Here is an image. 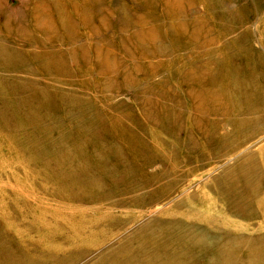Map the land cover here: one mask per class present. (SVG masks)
<instances>
[{
	"label": "rangeland",
	"instance_id": "1",
	"mask_svg": "<svg viewBox=\"0 0 264 264\" xmlns=\"http://www.w3.org/2000/svg\"><path fill=\"white\" fill-rule=\"evenodd\" d=\"M0 1L9 18L18 21V30L13 24L8 29H13L16 40L21 39L16 45L26 62L20 67L21 73L14 70L13 80L8 79L3 87L10 89L17 83L19 95L27 97L17 118L24 121L23 130L0 129V193L4 195L0 203H4V209L7 203L19 211L22 206L14 199L20 196L18 199L27 200L25 205L32 211L24 222L17 223L5 219L0 212V245L16 250L31 246L38 257L43 253L55 254L49 264H68L69 259L70 264H99L102 258L115 259L117 250L140 231L144 236H152L167 224H159L161 218L177 215L184 220L192 217L197 227H217L220 238L226 239L211 245L205 243L188 264H193L194 259L199 264H214L224 244H233L231 259L241 252L237 258L240 262H258L259 253L264 250V213L255 208H249V215L232 212L225 202L224 188L232 180H240V170L264 157V120H256L259 113H229L234 104L225 97V63L235 51L239 60L233 66L238 69H250L258 54L264 58V0H260L261 4L259 0ZM4 13H0L1 29L6 28L4 22L8 19L5 20ZM226 27L231 29L228 33ZM220 33L224 35L223 43L217 40ZM29 38L39 39L43 47L26 48L23 45ZM217 52V60L223 64L220 71L214 65L196 67L194 62L198 58L206 63ZM256 66V73L261 72ZM0 73L8 74L1 69ZM211 75L218 80L216 93L209 88L210 91L206 90L210 93L205 91ZM256 83L262 84L263 80L257 79ZM162 102L172 108L171 113L159 111ZM253 103L251 99L250 104ZM157 114H163L173 124L162 127ZM47 115L51 121L46 119ZM84 116L88 121L81 123ZM29 117H34L42 128H35ZM94 121L93 126H88ZM240 121L254 123L241 127ZM44 128L49 131L47 135L43 134ZM206 130L209 134L203 132ZM93 131L97 139L92 142ZM33 132H38L33 142L21 144L25 135L32 137ZM60 139L64 153H74L75 163L87 164L79 183H111L102 187L104 196L111 192L120 199H136L135 192L142 187L140 174L145 176L148 172L159 179L147 191H157L151 206L123 210L110 204V209L117 211L114 213L118 220L128 215L136 220L123 224L113 237L84 255L83 248L91 245L79 241L70 246L71 242L76 236L88 234L81 230L80 223L99 214L93 212L82 218L67 215L69 211L77 213L84 204H78L72 191H68L62 175L67 167L57 166L51 158L60 147L48 150L43 142ZM13 140L20 143L14 144ZM133 142L137 143L135 147L144 149L141 153L138 150L139 162L130 159ZM112 145L123 150L128 158L126 163L112 160L104 164L90 158L93 150L109 149ZM213 150H219L223 156H209ZM203 152L207 153L204 161V156L200 157ZM149 159L154 162L142 165V161ZM165 167L173 172L171 178H161ZM112 170L123 173L121 177L128 180H116V176H111ZM175 170L183 174H174ZM67 178L69 184H77L71 181L73 177ZM132 180L137 189L129 191ZM165 183L177 186L162 190L160 185ZM237 185L231 196L239 191L242 202L253 201L252 206H256L258 196H264V184ZM12 200L14 205L10 204ZM57 209L68 212L60 215ZM86 210L94 211L91 206ZM181 223L186 222L174 218L171 227L178 229ZM252 252L253 255H245ZM212 253L216 255L211 256Z\"/></svg>",
	"mask_w": 264,
	"mask_h": 264
},
{
	"label": "bare ground",
	"instance_id": "2",
	"mask_svg": "<svg viewBox=\"0 0 264 264\" xmlns=\"http://www.w3.org/2000/svg\"><path fill=\"white\" fill-rule=\"evenodd\" d=\"M205 1H206V3H210L212 0H205ZM260 4H261V1H260ZM3 11H5V13L3 14V16H5V20L7 18L8 19L6 22H4V23H6L5 24L6 28H4V27H3V29L0 28V69L5 70L8 74L4 75V74L0 73V129H2V130H6V129L7 130L8 129L23 130L24 121H20L17 118H18V114H19L21 108L24 106L25 102L27 101V97L19 95V93H18L19 87H17V85H18L17 83H14L12 86L13 88H10V89L9 88L5 89L3 86L5 85V82L8 81V79L13 80V78L11 77L12 76L11 74L14 70H17V71H19V73H21L20 67L24 66V64H26V62L24 61V57L22 56V52L19 49H17V45L19 44L21 39L16 40V36H12L13 29L12 30L8 29V26L10 25L12 27V24H13V26L15 27V30H18V29H16L18 26V21L16 18H12V17L9 18V16H8L9 12H6V9L3 8V3H2V4H0V13ZM260 12H262L261 9H260ZM63 29H65V28H63ZM225 29H226L225 32H227V33L231 30L230 28H227V27ZM216 36H217V40L219 42L222 40L224 35H223V33H220ZM243 36H244V34H243ZM29 39L30 40H26L27 41L26 44L23 45V46H27L26 48L31 47V46L33 47L34 45L35 46L41 45L40 41H38L39 39H36L35 41L33 38L32 39L29 38ZM209 41H211V40H209ZM211 43H214V42H211ZM41 46L43 47V45H41ZM54 46H56V45H54ZM239 50H241V49L239 48ZM248 50H247V53H248ZM237 53L235 51L234 54L232 53L231 56L229 55V58L225 63L226 64L225 66L228 67L227 73L225 74V81H226L225 97L227 98V100L229 102L234 104V106H232V108L230 109L231 111L229 113H231L232 115H241L243 113H247V114L248 113H259L256 120L261 123L264 120V58L262 55L258 54V57H257L258 60L252 63L250 69H248V67H242L241 69H238V68L233 66V65H235L234 61L239 60V57H238L239 54L237 55ZM253 53H254V51H253ZM248 54H251V53H248ZM214 55H216L214 57V59L208 60L206 63H204L203 59L201 60V58H198L194 62L196 64V67L197 68L202 67V65H206V66L207 65L208 66L214 65V67L218 68L216 70L220 71L221 66L223 64L217 60L218 52L215 53ZM37 56H39V55H37ZM35 57H36V55H35ZM201 63H203V64H201ZM220 64H222V65H220ZM256 65H258L260 67L259 69H261V72H257L258 74L256 73V70H255L257 67ZM237 67H241V66L237 65ZM250 71L252 72L251 75L249 74ZM23 74L26 78H28L27 74H25V73H23ZM213 75H211V78H210V80H211L210 85L207 88H205L206 93H210V92H207L208 88L210 90H212V92L215 91V93H216V91H219L216 88V87H218V80L215 79V77H213ZM248 75H249V77H248ZM9 77H11V78H9ZM244 78H246L245 81H243ZM260 78H261V80H263V83L257 84L256 80L257 79L259 80ZM210 90H208V91H210ZM205 91H202V92L204 94H206ZM27 96L31 97L30 95H27ZM218 99H219V97H218ZM251 99H253V102H255V104L253 103L254 105L250 104ZM161 105L162 106L159 109V111L161 113H164L165 110H167L169 113L172 112V108L169 105H166V103L162 102ZM207 110H209V108ZM31 116H33V115H31ZM157 116L160 117V120H161V122H159L158 124L162 125V127L170 126V124L171 125L173 124L170 119L169 120L165 119L163 114L162 115L157 114ZM29 118L33 119L34 122L32 125H34L35 128H42L34 120V117H29ZM85 118H86L85 116L82 118L84 121H81V123H83V122H85V120H87ZM11 119H16L17 122H13V121L9 122ZM46 119L51 121L48 115H47ZM95 123H96L95 121L91 122L88 126H93ZM240 123L242 124L241 127H245V124L248 125V124H252L254 122L244 123V121H240ZM88 131H89V129H88ZM48 132H49L48 129H45V131H43V134L47 135ZM203 132L205 134H209L208 130L203 131ZM37 134H38V132H33L32 137H28L27 135H25V137L21 140V144L24 145V144H27L28 142H33V138ZM87 134L89 135V133H87ZM168 134H169V132H168ZM163 135H167V133H163ZM96 137H97V133L93 131L92 136L90 137V141L93 142L95 139H97ZM164 139H165V136H164L163 140ZM166 140H164V141L166 142ZM218 141L219 142L221 141V137H220V140H218ZM222 141L225 142L224 140H222ZM43 142H44V145L47 146L46 148L48 150H52L53 148L60 147V151H56V154L53 151V153L51 154V158H52V160H54L57 163V166H59V164H62V165H65L67 167V170L65 172H63L62 175H65V177H63V178H66L64 181H66V184H68V191H72V197L74 198V200L78 204H82V205L84 204L80 209H78L79 211L77 213H72V211H69V212L68 211H61L62 209L61 210L57 209L58 212H61L60 215H62V212H68L67 215L74 216L76 218H82L83 216H87V214H89V213L93 214V212L99 214V215H95V216L91 217L88 220L82 221L80 223V225L82 226L81 230L88 232V234L83 236V237L82 236L81 237L76 236L73 239V241L71 242L70 246H74V245L76 246L81 241H84L85 243L87 242L88 244L91 245L90 248H83L84 251H83L82 255H84L85 253H88L89 251H94L93 250L94 248H96L102 244L101 241L105 242L109 238L113 237L115 231L118 228H120L123 224H127V222L129 220H131V219L136 220L135 218L130 217L128 214H127L128 216H126L125 218L118 220L115 216V213H114L117 211L110 209L111 208L110 204H112L113 207H116L118 209L121 208L123 210L134 209L136 206L139 208V210H142V208L145 206H148V204H149V206L152 205V202H153L152 199L155 198V197H153V195L155 193L157 194V191L156 192L155 191L149 192V193L147 191L151 186H154L159 181V179L158 180L155 179V175H151L148 172L145 173L146 174L145 176L143 174H140L139 177H143V178L139 179V181L141 183V185H139V186H142L139 189L140 190L142 189V193H141L142 195L140 194V190L138 192H135L137 194L136 199H134V197H129V198L124 197V198L120 199V197H118L116 194H114V196H112L111 192H108V194L104 196V193L102 192L103 191L102 187L106 186V184L111 185V183L108 182L105 184V182H104L103 186L99 185L100 181L98 183H92V184L83 183V182L79 183L80 177H83L82 176V169L83 168L85 169L87 164L75 163L73 161V159L75 158L74 153L70 154V153H67L66 151L64 153V149H63L64 145H62V142H63L62 139H60L56 142H50V141H43ZM13 143L19 144L20 142L15 143L13 140ZM134 143L135 142H133L134 147H132V149L133 148L134 149H133L132 155L130 156V159H135L136 162H139V160H141V156L138 155V150H140V153H141L144 151V149H140L138 147H135V145L137 143L135 145H134ZM112 144H115V142ZM165 144H167V142ZM41 145H43V143ZM172 146H173V148H175V144H173ZM147 149H148V147L145 148V150H147ZM202 154H201V156L200 155L199 156L200 157L204 156V159L202 160V161H204L206 159L207 153L203 152ZM212 154L216 155L218 157L223 156V154L221 155V152L219 150H213L209 154V156ZM165 157L167 159L168 156H165ZM90 158L93 161H97V162L100 161V163L104 162V164L111 163L112 160H120V161H124L126 163V161L128 159L125 157L123 150H121L118 147H115V145H112L109 149L97 148L96 151L93 150V153L90 154ZM160 158H162V157H160ZM251 159H254V156ZM260 159H259V161L258 160L252 161V163L249 166L244 167L242 170H240V177H239L240 180L237 182L241 186L246 185L247 187H249L251 185V183H255L259 187H261V184H264V181H263L264 178L262 177V176H264V157H262ZM151 160H153V159L142 161V163H143L142 165L150 164ZM168 161L170 162V158H168ZM148 168H149V166L147 167V169ZM166 168L167 167H165L164 171H161V173H160V174H162L161 178H171L172 177L173 172L166 170ZM58 169H59V167H58ZM181 172H183V170H181ZM112 174L113 175H111V176H113V177L116 176V180H120V179L125 180V181L128 180V179H123L121 177V176H123V173H122V175H120V173L117 174L115 171L112 170ZM174 174L181 175L183 173H180V171L178 173L175 170ZM67 176L70 178L73 177V179L71 181H76L77 184H74V185L69 184L68 183L69 180H68ZM260 178H263V179H260ZM64 181H62V182H64ZM132 182H133V183H131L132 188L129 191H134L135 189H137L135 187V185L137 183L135 182L136 183L135 184L133 180H132ZM237 182L234 179L230 182V186L227 184L228 186L224 188V192H226L225 196H227V199L225 200V202L227 204L228 209H231V211L236 213L237 215H240V214L243 215V213L246 215H249L247 212V211H249V208L250 209L255 208V211L257 210L261 214L264 213V196H261V195L258 196L259 194L256 195L259 197V198L258 197L254 198V199L258 198L256 206H252L253 201L248 202V201L244 200V202H242L240 200L241 194L239 191L236 193V195L231 196V193L238 188ZM247 182H249L250 184ZM181 183H182V181L180 182V184ZM145 184H147V185H145ZM98 186H100V187H98ZM176 186H177V184L165 183V184H161L160 188H164L162 190H166L167 188L168 189H173V188L175 189ZM143 189H145V190H143ZM219 189H221V188H219ZM229 189H231V190H229ZM115 190H117V189H115ZM146 192L148 194H146ZM3 196L4 195L2 193H0V202L3 199ZM8 196H11V195L8 194ZM15 197H17V196H15ZM18 197H20V196H18ZM18 197L16 199H14V202H16V203L20 204V206H22L19 211H14L10 207V205H7V203H5L6 205H5V209H4V203H0V212L3 215V217L5 219L8 218L10 221L15 222V223L20 222V221L24 222L26 216H28L32 212L30 210L29 206L25 205L27 200L26 201L24 199L21 200V199H18ZM241 199H242V197H241ZM106 201H108V202H106ZM14 202L12 200L10 202V204L14 205ZM22 202H23V204H22ZM87 206H91L94 211H89V210L87 211L86 210ZM69 209H71V208H69ZM189 210H191V209H189ZM140 217L141 216L139 215V218ZM174 218L178 221H181V222L184 221L186 223L185 224L181 223V224H183L181 227H179L178 229H174L173 227H171V225H172L171 221L172 220L174 221ZM9 222H7V224H9ZM158 222H159V218H158ZM162 222H167V224L164 227L160 228L161 229L160 231H158L156 233L154 232V234L152 236H150V235L144 236V233L142 231H140L139 233L137 232L138 234H136L134 237H131V239H129L123 247L121 246L122 248L120 247L117 250V252H116L117 256L115 257V259L104 260L105 258H102L100 260L99 264H188V261H189V263L192 262V258L194 257V253L195 254L197 253L198 248L203 247V245L205 243H208L209 245H211V244H215V242H225V240H226V239H224V237H222V234H221L222 238H220V235H218V232H220L219 228H217V227H215V228L197 227V225H195V223H194L193 218L189 217V216H188V220L179 219V217H177V215H175L174 217H171V218H170V216L169 217L167 216L165 218H161L159 224ZM80 225L78 224L77 226L79 227ZM103 227L106 228V230L104 229L105 231L103 230ZM100 233H101L100 237L102 236V239H100L98 237V234H100ZM88 240H90L91 242H88ZM66 244H65V246H66ZM12 245H13V243H12ZM223 247H224L223 250L220 253H218L219 259H217L214 264H247L248 263V262H245L244 260H242L241 262L239 260H237V258H240L241 252L239 253L238 256H235L233 259H231V256L233 254V244H224ZM262 252L264 253V250ZM37 253L38 252H36V250L33 249V247H31V246L29 248L16 250V248L6 249L5 247L0 245V264H49V261L53 260L56 257L55 254H48V253H43L45 255H43L42 257H40V256L38 257L36 255ZM263 253H259L260 259L255 264H261L262 263V258L264 256ZM59 254H61V253H59ZM249 254L253 255L254 252L246 253L245 255H249ZM69 255H70V258H72V259L74 258V255L72 254V252H70ZM110 255H111L110 253L107 254V257ZM213 255H216V254L212 253L211 256H213ZM193 262H194L193 264H199L198 262H196L195 259ZM56 263L60 264L59 261H54L52 264H56ZM70 263L71 262L69 259L68 264H70ZM202 264H209V262H205Z\"/></svg>",
	"mask_w": 264,
	"mask_h": 264
}]
</instances>
